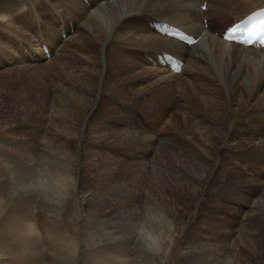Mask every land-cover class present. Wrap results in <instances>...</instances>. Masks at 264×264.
<instances>
[{"label":"rangeland","instance_id":"rangeland-1","mask_svg":"<svg viewBox=\"0 0 264 264\" xmlns=\"http://www.w3.org/2000/svg\"><path fill=\"white\" fill-rule=\"evenodd\" d=\"M27 1L32 0H21L22 10L17 4L15 15L7 16L13 17L8 25L0 22V264H187L188 260L194 264L195 259L199 264H212L216 256L211 250L225 242L231 244L244 229L249 233L242 240L254 252L241 250L242 258L247 264H264V224L243 225L246 212L264 188V166L256 165V159L232 157L231 149L221 147L217 161L209 160L212 173L193 192L194 175L185 166L186 159H199L203 148L192 132L190 114L199 110L202 116L206 113L195 107L190 97L181 96L175 86L165 93L155 90L152 97L136 91L128 95L122 89L124 85L143 88L147 83L126 76L120 79L121 85L115 82L117 88L110 92L99 97L97 92L87 94L88 108L96 110L94 113L79 110L73 120L62 115L64 88L71 89L67 92L71 97L78 84L71 87L60 67L31 54L36 33ZM35 1L45 23L54 18L44 7L45 0ZM216 14L211 16L216 27V20L223 17L222 21L229 22L233 17L230 12ZM85 32L82 29L81 34ZM57 34L54 43L60 49L64 40ZM91 45L103 64L102 45ZM72 48L68 45L61 50L58 60L68 56L72 63L78 61L77 65L87 68L89 60L82 62ZM138 49L127 41L122 48H111V52L124 62L134 60L140 69L141 62L150 63L142 61ZM7 50L13 51L7 54ZM6 54L7 58H2ZM6 59L13 61L6 63ZM101 66L105 73L106 68ZM192 77L191 73L182 75L184 79ZM66 101L70 103L69 98ZM182 115L189 120L185 122ZM100 123L102 130L93 134L92 128ZM71 125L73 139L61 142ZM127 127L149 140L119 143L118 132ZM68 150L75 158L73 181L46 189L27 178V173L36 176L37 170L48 169L41 163L46 162L45 151L50 156L59 151L62 158ZM226 159L232 161L231 166ZM224 161L229 170L223 166ZM230 170L239 176L238 181L229 178ZM118 188L140 207L121 200L116 205L101 204ZM150 197L165 207L175 226L173 239L159 241L158 249L148 244L136 226L149 220L143 208ZM200 246L206 248L199 250V258L186 260L187 253Z\"/></svg>","mask_w":264,"mask_h":264},{"label":"bare ground","instance_id":"bare-ground-1","mask_svg":"<svg viewBox=\"0 0 264 264\" xmlns=\"http://www.w3.org/2000/svg\"><path fill=\"white\" fill-rule=\"evenodd\" d=\"M32 1H27L30 4L34 21L33 28L36 33L31 54L37 58H43L40 46L42 43H46L53 53V57L48 60L51 61L50 64L54 63L60 67V73L64 74L71 87L74 88L75 85L71 84L75 82L78 84L71 97L68 94L71 89L64 88L66 99L62 100L63 112L60 111L62 115H69L73 120L78 116L79 110L91 111V108H88L87 94L97 92V97H99L102 93L117 88L115 82L120 84V79H125L126 76L128 80L140 78L147 84L143 88L124 85L122 89L126 94L130 95L136 91L139 93L138 95L143 96L142 93H149L152 97L155 90L165 93L169 89L175 88L181 96L186 99L187 96L190 97L195 103V107L197 106L206 113L205 116H202L199 110L197 114H190L193 121L192 132L203 148L204 155H200L199 159H189L190 157L186 159L187 165L185 166L194 175L193 192L197 188L199 189L204 179L208 177L210 172L212 173L213 168L209 165V160L217 161L216 155L220 154L218 150L221 147L225 150L231 149L232 157L254 161L256 159V165L264 166V49L245 48L239 44L221 40L220 37L215 36L217 29L211 18L212 13L230 12V14H234L235 20H239L251 10L264 6V0H253L252 2H247V0H207L205 12H200L197 9L202 0H86V2L85 0H45L46 2H43L44 7L50 9L51 16L54 17L46 23L42 17L40 6H38L39 3L35 0ZM13 2H15L14 7L12 6ZM17 4L18 6L20 4L19 9L22 10L21 0H3L0 2V22L3 25L12 21L13 17L7 18V16L15 15ZM202 17L208 18V26L205 29L200 21ZM156 20H164L182 27L195 36H200V40L191 48H186L175 40L153 31L149 27V23ZM144 23L147 27L143 26ZM71 27L73 33L70 31ZM82 29L86 30L85 35L81 34ZM61 31H65L67 37L61 48L58 49V45L54 43L55 32L61 35ZM12 35L16 36V33L12 32ZM127 41L133 42L140 49V52L151 57L153 54V60L160 51L171 52L173 55L183 58L185 64L181 73L174 74L167 68L158 65L154 67L152 63L145 65L144 62H141L139 69L134 60L124 62L121 57L111 52V48L124 46ZM95 42L102 45L103 64L99 61L98 52L96 51L95 56L90 48L93 47L91 44ZM68 45L73 47L72 52L75 51L82 57V62L89 60L90 63L87 68L82 67L81 64L77 65L78 61L72 63L68 56L63 57V61L58 60L59 57H62L61 50H66ZM12 51H8L7 54ZM16 52L15 59H13L15 62L19 56L18 50ZM7 54L2 58H7ZM13 60L8 61L6 59L5 62L11 63L10 61ZM101 65L106 68L105 73H103ZM108 73L112 75L109 77ZM183 73H191L193 77L184 79L182 78ZM67 98H69L70 103H67ZM182 106L185 109L186 105L182 104ZM95 111H91V113ZM182 118L185 122L189 120L186 115H182ZM170 121H173V117ZM101 125L100 123L96 127V124L92 128V133L97 134ZM72 126L66 129L61 142H65L64 139H73ZM118 133L117 141L123 145L136 144L138 141L148 139L138 130L135 131L128 127L127 129L121 128ZM53 148L55 149V146ZM58 152H55L56 154L51 153L50 156V153L45 151L46 162L41 161V163L48 166V169L37 170L36 176L27 173V178L29 176L30 181L46 189H50V186L56 188L65 182L67 183L68 180L73 181L75 170L73 154L68 150L67 154L61 158L58 156ZM225 161L227 165L231 166L232 161L229 159ZM225 161L223 166L229 170L230 167L226 165ZM214 165L212 166L215 168ZM252 168L254 169L253 166ZM232 171L230 170L227 175L230 179L238 181L239 176L236 173L233 174ZM21 175L20 173V177ZM119 188L116 189L117 191H113L107 199H103L101 204L114 205L121 200L129 202L128 206H134L131 197L124 196L127 194L124 193L125 191H119ZM261 191L262 193L258 195V198L252 202L249 212H246L243 220L244 226L250 222L264 224V188ZM237 196L236 194V198ZM144 206L146 208L142 206L141 208L147 209L146 219L149 220H144L136 226L144 233L145 238L148 239V244H152L158 249L160 248L158 246L159 241L162 243L167 238L168 241L173 239L171 237L174 236V222L172 219H168L165 207H162L156 198L150 197V202ZM248 233L249 231L246 229L240 230L234 242L231 244L223 242L224 245L219 244L217 249L211 250L212 254L216 256V260L212 258L216 261L213 263L212 260V264H247L248 261L245 260V262L242 258L241 250L254 252L253 247L242 240L247 237ZM238 240L243 245L238 246L237 243L239 242H235ZM202 248L206 247H193L187 253L186 260L199 258L201 254L199 250L204 251ZM211 252L207 251L208 254ZM195 260L194 264H199ZM188 261L186 263L191 264Z\"/></svg>","mask_w":264,"mask_h":264},{"label":"clouds","instance_id":"clouds-1","mask_svg":"<svg viewBox=\"0 0 264 264\" xmlns=\"http://www.w3.org/2000/svg\"><path fill=\"white\" fill-rule=\"evenodd\" d=\"M227 38H230V37H226V39H227Z\"/></svg>","mask_w":264,"mask_h":264}]
</instances>
